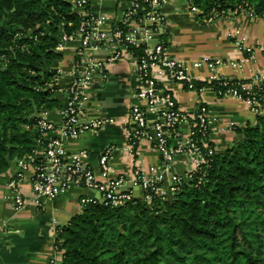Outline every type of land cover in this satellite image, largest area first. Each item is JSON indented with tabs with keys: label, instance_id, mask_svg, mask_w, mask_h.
Instances as JSON below:
<instances>
[{
	"label": "trees",
	"instance_id": "trees-1",
	"mask_svg": "<svg viewBox=\"0 0 264 264\" xmlns=\"http://www.w3.org/2000/svg\"><path fill=\"white\" fill-rule=\"evenodd\" d=\"M195 4L264 14V0ZM80 23L70 0H0V174L34 153L41 116L59 106L51 67ZM238 134L170 196L85 207L57 235L60 264H264V116Z\"/></svg>",
	"mask_w": 264,
	"mask_h": 264
},
{
	"label": "built area",
	"instance_id": "built-area-1",
	"mask_svg": "<svg viewBox=\"0 0 264 264\" xmlns=\"http://www.w3.org/2000/svg\"><path fill=\"white\" fill-rule=\"evenodd\" d=\"M70 1L81 23L76 34H65L60 39L57 48L63 51L68 42L79 40L71 81L66 90L67 102L61 111L62 124L56 126L49 121L46 116L48 112L41 116L38 123L41 137L36 141L35 151L18 161L17 171L8 184L11 192L8 198L13 201L16 210L41 209L46 202L56 200L62 192L72 187L98 192L103 203L113 207H121L132 201L138 190L143 196L147 194V200H151L152 192L168 195L162 189L164 178L161 174L150 176L138 172L132 181L123 176L105 180L110 173L113 147L106 148L100 156L101 181L82 161L71 159L65 150L67 142L116 122L109 118L89 119L85 105L90 99V87L97 79L106 81L109 78L108 66L126 56L132 57L137 63L138 96L146 106L131 109L124 132L132 149L142 142H150L159 153L163 165L169 166L178 156L188 154L195 159L197 172L209 163V158L216 151L209 141L208 106L200 103L196 111L183 113L173 95L161 86L159 79L179 84L190 92L199 94L209 90L219 99L235 98L248 104L256 113L262 110L264 74H256L249 80L215 76L211 80L199 81L190 73V66L169 55L164 40L166 18L162 13V7L169 0H135L120 21L90 13V0ZM185 2L191 13L203 17L207 23L242 12L264 20V14L257 16L248 4L228 11L206 13L195 4V0ZM155 41L156 44H151ZM244 42L245 39L240 41ZM100 52L106 54L105 59L99 58L97 54ZM246 52L253 54L249 48ZM225 65L237 66V63L204 57L194 62L193 67L217 70ZM198 82L206 85L197 88ZM183 126L189 127L187 135L181 131ZM81 155L85 157V153ZM24 183L30 185L29 195L23 192ZM180 183L182 181H176L169 188V194L175 193ZM79 202L85 208L96 204L98 200L84 197ZM59 257V261L53 258L49 264H60L62 259Z\"/></svg>",
	"mask_w": 264,
	"mask_h": 264
},
{
	"label": "crops",
	"instance_id": "crops-1",
	"mask_svg": "<svg viewBox=\"0 0 264 264\" xmlns=\"http://www.w3.org/2000/svg\"><path fill=\"white\" fill-rule=\"evenodd\" d=\"M135 0H90L89 11L93 15H106L120 21ZM166 18L165 36L169 55L187 66L199 81L213 77L230 80H249L256 74H264V20L252 17L247 12L218 18L207 23L203 17L191 13L185 0H169L162 7ZM245 42L240 43L241 40ZM79 40L70 41L61 58L54 62L51 70H56L57 81L50 85L57 107L47 113L54 125L62 124L61 111L66 105V90L71 81ZM247 48L253 54L246 52ZM105 59V53H98ZM204 57L225 62H236L237 66L225 65L220 69H196L194 62ZM244 60V63L241 61ZM137 63L126 56L108 66L109 78L97 79L89 89L90 99L85 105L89 119H115L114 124H106L98 131H88L79 139L65 144L71 159H78L89 167L97 180H103L100 156L108 147L114 151L110 160V180L119 176L132 181L136 173L150 176L161 174L164 178L162 189L170 196L169 188L176 181L190 182V174L196 171V161L192 155L178 156L169 165H163L159 153L150 142H142L132 149L124 132L125 122L132 108H144L145 102L138 96ZM165 91L170 92L183 113H192L200 103L208 106L209 141L216 152H223L240 136L239 130L257 123L258 116H264V106L256 113L248 104L235 98H217L212 91L195 93L181 85L159 79ZM234 125V126H231ZM189 127L181 131L188 134ZM85 153V157H81ZM17 171L16 159L9 169L0 174V264H49L55 258L60 260L56 250L58 233L73 217L83 212L80 199L91 197L101 199L98 192L80 187H72L59 197L46 202L41 209L16 210L10 197L8 184ZM23 192L30 194L29 183H24ZM141 192L136 191V194ZM60 263V262H59Z\"/></svg>",
	"mask_w": 264,
	"mask_h": 264
},
{
	"label": "water",
	"instance_id": "water-1",
	"mask_svg": "<svg viewBox=\"0 0 264 264\" xmlns=\"http://www.w3.org/2000/svg\"><path fill=\"white\" fill-rule=\"evenodd\" d=\"M151 44H156V41L155 42H152ZM56 53H58V52L56 51ZM239 138L242 139V136H239ZM16 161H17V159H16ZM138 191L140 192V190H138ZM135 196H137V197H140L141 196V198L144 199V196L143 195H140L139 196L138 193ZM99 202L100 203H103V201L101 199H99Z\"/></svg>",
	"mask_w": 264,
	"mask_h": 264
}]
</instances>
